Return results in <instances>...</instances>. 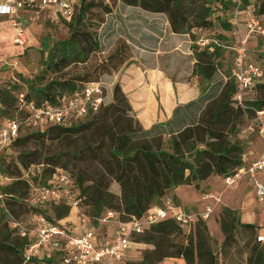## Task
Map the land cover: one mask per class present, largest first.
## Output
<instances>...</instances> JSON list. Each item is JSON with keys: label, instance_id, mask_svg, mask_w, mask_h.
<instances>
[{"label": "trees", "instance_id": "trees-1", "mask_svg": "<svg viewBox=\"0 0 264 264\" xmlns=\"http://www.w3.org/2000/svg\"><path fill=\"white\" fill-rule=\"evenodd\" d=\"M110 1L165 14L174 34H190L193 29L205 31L213 26L214 10L207 0ZM250 1L243 0L248 5L242 8H253L255 14L263 18L264 0H256L253 6ZM103 3L76 1L75 15L67 21L71 23V35L54 43L49 50L44 47L41 75L33 82L28 81L29 91L23 94L27 103L58 105L84 85L99 82L101 76L118 71L130 59L123 52L116 53L92 65L83 75L46 81L48 74H59L70 66L87 63L99 50L97 31L105 23V15L110 13V7ZM224 29L226 33L222 39L220 36L215 39L224 45L210 44L207 48L199 47L194 53L195 75L209 84H213L220 71L219 58L234 39L229 20L224 23ZM261 60L264 62V58ZM224 77L216 88L211 87L202 91L197 99L179 104L169 121L155 124L150 129L143 128L127 95L117 84L113 101L104 104L98 113L69 126L56 125L38 130L28 137L30 140L18 138L13 142L12 145L22 148L19 155L22 168L43 166L44 174L49 177L44 183H31L20 177L19 166L4 160L0 163V177L11 182L0 189L6 199L4 206L0 205V264H26L28 241L16 236V229H9L8 221L4 223L6 216L17 221L23 215H44L60 225L70 217L71 207L63 202L33 205L29 201L32 185L49 186L57 169L71 173L75 199L88 209L95 221L110 211L121 214L123 219L126 216L140 218L149 209L162 207L168 192L174 188L186 185L200 191L201 183L212 176L224 178L246 166L247 145L240 132L247 119L253 117L249 113L254 115V109L264 110V82L255 88L256 99L248 103L249 108L243 109L233 100L237 83L231 77L230 69L227 80ZM17 98L19 111V96ZM32 139L40 144L48 140L56 149H27ZM114 183L120 187L119 195L111 191ZM233 214L226 208L220 220L226 234L220 254L209 245L210 236L204 220L195 222L191 226V229L196 227L194 235L185 239L181 226L168 219L134 238L135 243L154 248L144 251L142 261H128L126 264H161L166 259L177 258L184 259L186 264H220L219 255L224 260L233 249L239 255H247L246 264H264V249L257 240L260 236L258 227L237 225ZM237 229L246 230L248 241L245 248L238 247V240L234 237ZM13 235L16 237L11 240ZM61 256V252H49L43 260L51 263ZM33 262L38 263V260Z\"/></svg>", "mask_w": 264, "mask_h": 264}, {"label": "rangeland", "instance_id": "rangeland-1", "mask_svg": "<svg viewBox=\"0 0 264 264\" xmlns=\"http://www.w3.org/2000/svg\"><path fill=\"white\" fill-rule=\"evenodd\" d=\"M90 1H96L97 3L104 2L103 4L105 6L110 7V13L105 15V23L97 31V37L100 43L99 50L90 57L87 63L70 66L59 74H48L46 81L51 78L67 80L83 75L85 70L92 65L107 60L110 55L123 52L125 55L130 56V59L118 71H114L109 75H103L99 78L100 82L105 86V104L108 105L113 101L114 88L119 84L123 92L127 95L132 108L137 104L141 107L150 104V101L147 99L148 96L146 95L151 94V92L155 96L156 104L160 105L161 108L162 92L168 95L170 94L169 96H172V99H174L175 92L177 96L179 94L180 99L188 101L192 98L194 90H199L201 94L202 91H206L211 87L216 88L224 76L228 77L233 58L231 50L227 48L219 58L220 71L214 77L213 84H209L203 81L201 77L195 75L194 53L199 47L202 48L198 45L202 37L209 41L219 36L222 39L225 35L224 33H226L224 23L230 19L232 11L237 7L238 0H222L225 2L223 4L220 0H207L210 1V5L214 10L211 17L213 26L205 31L193 29L190 34L182 35L172 32L165 14L148 12L141 8L127 6L120 1L112 3L110 0H88V2ZM241 1L242 7L248 5L243 0ZM249 3L253 6L257 2L256 0H251ZM21 17H25V14H22ZM262 20L264 21V17ZM22 21L25 25L27 41L23 46H20L16 45L14 20L10 17L0 18V25L2 24L1 30L3 32L5 31L8 35L5 41H0V130L6 128L9 121L23 118V114L17 111L18 103L16 99H18L17 97L20 94L26 95L29 91V82L35 81L41 75L44 47L45 50H49L54 43L65 40L71 35V23L62 21L61 19H53L49 14H45L39 20L32 23H29L25 19H22ZM18 46L21 48H17ZM261 52V41L258 36H254L251 41L250 57L253 60H261L264 58V53ZM14 63L16 65L13 66ZM164 79L169 80L173 84L171 92L163 88L164 86L161 81ZM44 83L41 84L43 85ZM130 94L132 96H140L139 100H133L131 102L132 97L129 96ZM249 114L250 117L253 116V113ZM37 131L23 127L20 131L19 138H27L30 140L31 138L28 137H31ZM247 138H244V141L247 145L246 151L249 152L250 147L255 149L259 143L258 141L251 142ZM31 141L27 149L32 150L35 147H40L45 151H53L56 149L48 140L42 144L36 142L34 139ZM21 151V147L12 145L5 149L0 156V163L4 160L6 163H13L19 166L21 169L20 177L22 179L29 180L31 183H44L49 177L44 174L45 168L43 166L22 168L19 156ZM261 180L264 182V174L261 176ZM8 183L11 182L1 178L0 189L3 190ZM210 186L211 190L215 192L213 194L220 197L221 200L216 202L214 199L205 198V195L211 194L212 192L208 193V186L207 188H202L201 186L199 192L203 193L204 200L208 202H206L208 205L205 204L203 206L202 212L208 206H212L214 211L206 220L200 216V213L195 214L198 217L197 221L204 220L207 224L210 236L209 245L214 251L220 254L219 249L226 239V234L220 224V220L225 214V209H231L234 212L235 223L237 225H243L239 211L228 206L237 205L240 197L235 198L233 193L235 189L226 187L222 181V177H219L218 180H212ZM111 191L116 195L120 194V190L114 184L112 185ZM246 194L241 192L239 196H244V201L253 200L251 195L247 197L248 192ZM183 195L189 201H192L194 198V192L188 190V188L184 190ZM5 201L6 199L1 201L0 205L4 206ZM1 210L2 208H0V216L2 214ZM186 210L191 213L189 209ZM198 211L199 208H195V212ZM255 211L259 215L258 221L254 225L258 227L257 234L259 232L261 235L264 233V217L259 213L257 208ZM73 221L77 222V218ZM5 222L8 223L9 229H15L12 226L13 222H15L13 218L9 219L6 216ZM17 222H29V217L23 215L19 217ZM181 229L183 237L188 239L194 235L196 227L193 229L181 227ZM245 231L237 229L234 235L238 240V247L240 249L245 248L248 241L247 237H245ZM16 236L13 235L11 240ZM103 236L99 237L100 241L104 239ZM260 247L263 250L264 243H261ZM153 248L152 245L144 247L134 245L132 247V253L129 255V261L132 263L142 261L144 251L153 250ZM233 250L229 252L227 258L224 260L219 255L220 264H246L247 255L243 253L239 255L238 252Z\"/></svg>", "mask_w": 264, "mask_h": 264}, {"label": "built area", "instance_id": "built-area-1", "mask_svg": "<svg viewBox=\"0 0 264 264\" xmlns=\"http://www.w3.org/2000/svg\"><path fill=\"white\" fill-rule=\"evenodd\" d=\"M76 1L1 0L0 16L13 17L16 45L23 46L27 38L22 19L32 23L49 14L53 19L71 21L75 15ZM22 14H25V17L22 18ZM229 22L234 39L226 48L233 53L230 72L237 83L233 100L237 106L247 109L248 103L256 99V86L264 82V62L250 57V45L254 36L260 39L264 52V21L255 14L253 8L244 10L242 1L238 0ZM198 44L202 48H207L210 44L224 45L215 39L209 41L204 37ZM105 100V86L100 81L84 85L58 105L44 103L36 106L34 103H27L25 96L20 94L19 111L23 112V118L9 121L7 127L0 130V156L19 138L23 127L44 131L51 126H69L98 113ZM240 136L259 137L264 140V110L254 109L253 117L247 119ZM244 159L247 165L222 178L223 183L228 188L240 186L245 182L251 184L264 217V182L261 180L264 174V147L257 159L249 162L247 154ZM205 198L214 199L216 202L221 200L213 193L205 195ZM4 199L0 192V202ZM29 201L33 205L63 202L71 207V215L66 221L60 222L61 225L44 215H31L26 223L13 222L12 226L17 235L28 241L25 249L26 264H126L132 247L137 244L134 238L147 228L168 219L175 220L183 228H191L198 220L196 214L186 213L173 197L166 196L162 207L151 208L140 218L126 216L123 219L121 214L110 211L94 221L88 209L75 199L74 179L71 173L64 169H57L49 186L32 185ZM213 211L214 208L208 206L200 216L206 220ZM76 218L77 222L73 221ZM102 236L104 239L100 241L99 237ZM257 240L264 243V235H260ZM49 252H61L62 256L59 260L47 263L43 259ZM34 259H37L38 263L33 262Z\"/></svg>", "mask_w": 264, "mask_h": 264}, {"label": "crops", "instance_id": "crops-1", "mask_svg": "<svg viewBox=\"0 0 264 264\" xmlns=\"http://www.w3.org/2000/svg\"><path fill=\"white\" fill-rule=\"evenodd\" d=\"M5 17H10L11 19H13V17H11V16H0V18H5ZM1 25H0V41H5L8 38V35L5 33V31L3 32V30H1ZM17 48H21V47L18 46ZM251 59H252V57H251ZM260 61H262V60H260ZM161 83L164 86L163 87L164 89H167L169 92H171V89L173 88V84L169 80L164 79L161 81ZM169 95L162 92L161 108H160V105L156 104L155 96H154L153 92H151V94L146 95V96H148L147 99L150 101V104L146 105L145 107H141L138 104L133 106L134 111L136 112V116H137L138 120L140 121V123L142 124L143 128L150 129L155 124L169 121L173 116L174 109L179 104H185V103H188L192 100L197 99L200 96V91L194 90L192 93V98L188 101H184V99H180L179 94L177 96L175 92H174V99H172V96H169ZM129 96L132 97L131 102H133V100H139V98H140V96H134V95L132 96L131 94ZM247 139L251 140V142L258 141V143H259V145L255 149H252L250 147L249 152H247V161L250 162V161L257 159L261 155V152H262L263 147H264V140L259 138V137H248ZM214 179L218 180L219 177L218 176H212L207 181L202 182L201 183L202 188H205V187L207 188V186L209 187L210 182ZM114 185L116 186V188H118L120 190V187L118 184L114 183ZM210 187L207 188L208 193L209 192L215 193L211 190ZM187 188H188V190H191L192 192H194V198L192 199V201L187 200L186 197H184V195H183L184 190H186ZM233 188L235 189V192H233L235 195V198L240 197V199L238 200L237 205H235V206L228 205V206L232 209L239 211L240 217H241V222L243 224H253L254 225L258 221V215H259V214H256V211H255L256 208L259 210V213L261 215H262V213H261L260 206L256 202L255 194H254L252 185L245 182V183L241 184L240 186L233 187ZM241 192H243L245 195H247L246 193L248 192L247 197H249L251 195L253 200L250 199V201H246V200L244 201L243 200L244 196L243 197L239 196V194H241ZM168 196L174 197L177 204L186 213L191 214V215H194L195 213L201 214L203 206L205 204L208 205L207 204L208 202L206 200H204V198H203V193L199 192L194 186H186V185L179 186V187L174 188L173 190L169 191ZM195 208H199V211L195 212ZM186 209H189L191 211V213L188 212ZM261 235H264V233H262ZM135 245L137 247H144L145 246L142 244H135ZM161 264H186V262L182 258H177V259H166Z\"/></svg>", "mask_w": 264, "mask_h": 264}]
</instances>
